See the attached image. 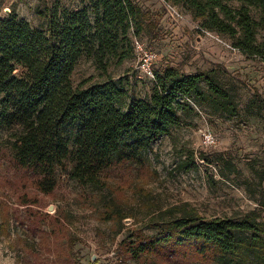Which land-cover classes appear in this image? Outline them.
Wrapping results in <instances>:
<instances>
[{"label":"trees","instance_id":"obj_1","mask_svg":"<svg viewBox=\"0 0 264 264\" xmlns=\"http://www.w3.org/2000/svg\"><path fill=\"white\" fill-rule=\"evenodd\" d=\"M171 1L189 10L202 28L228 36L244 53L264 57V40L257 38L264 0H237L238 6L225 0ZM253 7L260 12L259 21L251 14ZM43 16L40 27H31L14 11L0 16V134L7 132L14 165L31 173L40 191L51 192L59 172L103 191L111 169L145 163L156 140L167 135L179 123V112L190 106L185 98L193 97L215 113H237L233 95L212 70L186 73L170 65L155 72L148 98L122 107L126 92L109 75L110 60L118 64L135 52L133 37L153 26L134 0H86L74 9L55 1ZM83 55L106 76L102 81L73 84L72 72ZM4 142L0 135V147ZM193 167V152L177 165ZM117 207L110 197L102 214L121 222L125 215L119 216ZM166 212L152 222L159 237L123 244L130 256L153 253L169 260L186 255L188 248L210 264H264V221L257 210L209 217L182 207ZM62 227L59 230L66 231ZM67 237L73 253L76 241ZM53 264L74 263L68 253Z\"/></svg>","mask_w":264,"mask_h":264},{"label":"rangeland","instance_id":"obj_2","mask_svg":"<svg viewBox=\"0 0 264 264\" xmlns=\"http://www.w3.org/2000/svg\"><path fill=\"white\" fill-rule=\"evenodd\" d=\"M55 1L74 9L86 0H0V16L14 11L31 27H40L45 7ZM134 1L153 23L136 37L158 54L154 75L167 65L186 73L212 70L233 95L237 113H215L193 97L185 98L190 106L179 112V123L156 140L145 163L117 165L109 171L103 191L81 186L62 172L51 192L40 191L33 175L14 165L7 132L2 131L0 264H53L68 253L74 264H210L188 248L186 255L159 260L153 253L132 257L124 245L159 237L152 222L169 209H194L205 217L257 210L264 221V57L244 53L228 36L202 28L178 3L169 0L181 17L171 15L163 0ZM225 1L239 5L237 0ZM251 14L260 20L258 9L253 7ZM257 38L264 40V22L258 25ZM114 61L107 71L126 92L122 107L148 98L155 76L136 68V52L131 50L121 63ZM105 77L87 55L79 58L71 75L74 85ZM203 131L212 133V142L204 141ZM190 152L195 167L177 168ZM201 154L206 159H200ZM110 197L119 216L125 215L121 222L102 214ZM60 225L68 231H60ZM65 233L76 241L73 253Z\"/></svg>","mask_w":264,"mask_h":264},{"label":"built area","instance_id":"obj_3","mask_svg":"<svg viewBox=\"0 0 264 264\" xmlns=\"http://www.w3.org/2000/svg\"><path fill=\"white\" fill-rule=\"evenodd\" d=\"M166 5L171 15H173L174 17H181L175 6L171 5L170 3H167ZM133 45L137 55L136 68L154 79L153 64L158 59L157 52L144 45V43H142L136 36L133 37ZM202 135L206 143L213 141V136L210 131H203Z\"/></svg>","mask_w":264,"mask_h":264},{"label":"water","instance_id":"obj_4","mask_svg":"<svg viewBox=\"0 0 264 264\" xmlns=\"http://www.w3.org/2000/svg\"><path fill=\"white\" fill-rule=\"evenodd\" d=\"M52 206H50L49 208H51Z\"/></svg>","mask_w":264,"mask_h":264}]
</instances>
